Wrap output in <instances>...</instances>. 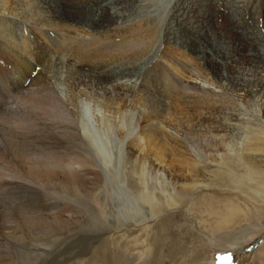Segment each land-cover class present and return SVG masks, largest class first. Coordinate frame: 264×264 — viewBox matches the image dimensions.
<instances>
[{"label":"rangeland","instance_id":"obj_1","mask_svg":"<svg viewBox=\"0 0 264 264\" xmlns=\"http://www.w3.org/2000/svg\"><path fill=\"white\" fill-rule=\"evenodd\" d=\"M1 1L0 5L3 4L4 6L5 4H8L10 6H7L9 10L6 8V5L5 8L1 6V9H3L2 11L0 9V88L4 90L3 92L1 91L2 94L5 92L3 100L7 107L6 111H0L1 126L4 121H6L8 113L13 119H20L21 116L27 114H30V117H34L35 112L37 113L38 111L37 108L42 106L46 109L44 110L46 111L45 114L49 115L48 112L49 109H51V106L50 104H47V100L49 99V96H53L54 99L51 103L52 105L56 99H59L60 101L57 100L58 102L65 104L73 111L76 119L78 118L77 122L80 128H89V135H86L88 138V145L96 151L102 149V153H104L103 160L105 161L107 169L109 168V170H113L114 167L116 168L117 166L119 169L120 155L121 168H124V163L125 174L128 173L131 177L140 182L141 178L139 175L145 167L144 165L140 166V163L134 159L135 154H137L135 149L129 147L130 145L128 142L127 144L124 143L122 154L121 152L118 154L116 149L112 148L111 150L110 147L116 144L117 146H115L120 150L118 144L121 143V140H119L118 135H127L132 128L131 125H133L138 115L137 108L133 101H131V95L129 94L135 86L134 76L139 71L140 66H142L149 58H154L155 61L153 62V65L151 64L152 66L150 69L156 71V68L163 66L166 71L163 75L158 71L157 73L159 74L154 72L149 74L146 72L140 81V83L143 84L142 89L147 92L148 97H152L153 100L156 99L160 102L162 101V93H164L162 92V88H164L166 76L169 77V82L180 83L178 84V93H180L179 95L181 99L176 98V94H178L176 93L172 96H165L168 97L166 102L161 103H164L166 107L171 108V106H175V102L173 103V101L176 98L182 109H179V106L176 103L179 111L176 116L177 118L172 121L169 120V122L164 119L162 120L165 125L174 128L177 127V130L179 129L178 126L181 127L182 134L187 137L182 135L180 131L178 132L185 137V139L187 138L186 141H188L187 143L190 144V148H192L191 150L194 153L200 152L201 156L204 155L207 158L219 157L223 159L225 157H230L231 160L240 162L239 158L243 153H241L239 146L242 140H245L249 135H256L255 137L258 140L257 143L261 144L259 142H263L264 144V0H196L201 5L200 11L196 13L193 11L194 8H191L183 13L185 17L192 20L191 24L188 26L193 27L186 29L185 22L177 24L175 20L176 17L172 21V16L175 12V6L178 3L181 2L179 4L181 8L182 4L187 3L189 0H169L166 8H161L159 6L160 0H36L37 2L35 0H9L8 3H3V0ZM23 9L26 14H28L27 16ZM145 10L150 11L148 19L152 24L157 26L158 32L156 31V33H158V35H156L152 41H142L139 46L138 43L141 39L138 38L137 42H132V39L130 38L129 40L127 38V40H125L124 34L129 27H131L130 25L132 23H136L135 20L137 17L144 14L141 11ZM183 10H185V8H183ZM138 12L139 15L137 16ZM197 14H199V17H197ZM54 17L56 19L64 20L66 24L64 29L70 30V37L68 36L69 38L66 37L64 39L61 50H57L56 47L53 49L49 47L46 44V38L42 35L43 30L50 31L49 27L51 26L47 23L48 21L46 19L52 18L54 20ZM89 19L91 21H89ZM121 22L123 23L120 24ZM233 23H237V25L234 26ZM111 24L112 26H110ZM119 27L121 28L119 29ZM192 28L200 35L205 36L204 40H198V44L194 48L189 45V40L193 35V33L190 32ZM246 30H254L253 33L257 36L258 44L253 43L251 47L247 45L245 39L247 34H243ZM122 34L123 37H118V35ZM57 40V35H55V39L53 35L52 41H54L53 43L58 47L60 45ZM22 41H26L27 47H25L28 49L26 52L20 49V43H22ZM209 43L211 46L214 45V47L224 46L228 51H234L232 52L234 53L233 59H228L225 55H223L222 58L214 48L206 49ZM237 46L242 47L244 50L249 49L257 51L252 52L254 54L249 53L244 59L239 56L237 57V52H235ZM97 47L106 51L103 55L104 59L92 55L95 51L99 50ZM206 50L211 52L209 58L213 60H209V58H207L208 60L206 59ZM165 51H169L170 56L167 57ZM175 51L187 55L186 58L189 59L188 62L193 64H191L192 74L191 72L185 71V69L178 66L175 61L172 60L173 58L177 59V53ZM109 53L112 54H110V58L108 56ZM89 57H95V59L93 58V60ZM235 59L237 61L233 62ZM211 66H213V68H211ZM206 68L208 70H206ZM76 69H78V71ZM174 69L178 73H175ZM221 71L222 73H225V75L227 74L226 78L219 80L212 75L213 72ZM207 73L209 74L206 75ZM228 84H231V86ZM76 86L78 89H76ZM170 86H173V84ZM170 86L166 87L168 88V92L171 90ZM224 87L226 89L232 87L234 91L232 88L226 91ZM47 89L50 92H47ZM207 90L210 91L208 92L209 94L221 90L224 94L225 92H228V94L225 95L232 96V99L230 100L234 102L229 106H220V104L205 106L193 102L194 100L191 99V97L194 94L202 92L207 93ZM49 93L51 95H49ZM26 96L30 98H27ZM112 97L114 98L112 99ZM171 97H173V101L169 99ZM186 97L189 100H187ZM19 100H21L23 104L25 102V107ZM101 101H108L110 104L113 103L112 106L115 107H128L123 110L120 118H118L116 114L115 107L109 109L110 113L114 114L112 115L113 117L110 116V113H107V116L100 111ZM30 102L34 105L33 107ZM44 102H46V104ZM61 104L58 103V106ZM60 110L61 109L58 111ZM182 111L184 112V115H187L186 117L180 116V112ZM92 113L98 116L96 120L91 119V117H93V115H91ZM58 115L60 117H58ZM61 117L62 114L58 112L56 121L58 127H60L59 123L62 121ZM37 118L38 117H36V120ZM184 118H188L187 123L184 121ZM177 119L179 122H176ZM81 123H84L86 126ZM99 123L100 125L98 126ZM38 124L40 126L44 123L39 121ZM103 125L109 128H106ZM112 128H115L113 129L114 132H111L113 131ZM119 130L120 133H118ZM201 132L205 133L207 136L213 135L215 137L210 147L202 148L199 144L198 140L202 138L200 137ZM41 135L39 133L36 134V137L33 140L35 143L34 145L30 143L31 140L29 141L28 138H23L22 136L19 138L23 139L24 143L26 142L24 147L29 152L30 150L34 151L36 148L37 152L39 151V148L47 153L49 152V149L57 151V149H55L56 141H58L56 137L55 142L54 140H52L53 142H50L45 140L47 139L46 133ZM48 136H50V138L54 137L53 134H48ZM55 136L60 137L59 139H61L63 143H71L67 137H62L59 134H55ZM39 137H42L41 140ZM113 137H115V142L111 144L110 141ZM0 140V143H3L2 146L0 145L1 155L3 154V149L9 146L7 143V136L2 131H0ZM259 146L264 147L262 144ZM62 154V152L58 153V156L60 155L63 157ZM244 154L250 155V157L252 156L254 158L252 159V161L254 160V164H256L261 170H264V154L263 156L257 155L256 153L250 154L249 152ZM1 158L3 159L2 155ZM1 158L0 167H2V170L0 168V195L2 196H0V233L4 232L11 236L15 233L16 235L22 234L23 229L21 226H17V224L21 221L24 216L23 213L26 211L40 214L43 217L42 219L46 220L48 223L58 220L62 221L63 225L66 223L65 220L70 219V215L78 217L81 214L83 216V223H86L90 217V219L95 222L97 228H91L89 225L81 227L78 223L69 224V228L67 227L66 229L55 231L47 237L39 236L30 239L24 246V249L21 250V255L13 257L5 256V252L11 248L10 241L4 239L0 234V264H47L43 263V259L47 258L46 253H50L52 250H62L61 247L68 244L71 237L75 235H80L79 237L86 239L88 243L87 246H89L91 245L90 239L101 236L100 229H108L107 232L102 234V240H105L104 242L106 243L104 245L106 247H99V244L94 245L92 246L94 249H87L86 256L84 257H76L67 262L64 261L63 263L55 264H103L105 263L103 262L105 257H102L101 255L105 253L108 254L109 252L110 254L115 253L114 248H117V253L124 254V256L130 258L131 262H125V264H200L202 261L203 264H264V211L262 210L261 212H257V214L255 213L259 222L256 224L247 223L249 226L247 225L245 227L244 232L240 233L237 231L229 234V236L226 235L225 232L215 233V239L209 240V242L207 240L212 235L211 222L214 220L213 217L209 216L211 205L209 197L231 198L236 201L234 198L235 194L232 192H224L219 189V187L211 185V187L203 188L193 194L187 193L181 198L182 196L179 197V195L172 191L170 183H173L172 180H174L173 173H170L169 170L167 171L166 168H163V171H159V174L163 175H160L159 177L155 176V172L151 173L150 170L148 171L146 169V173L142 172L144 177L142 178V181L144 180L147 182L146 187L151 189L155 194L170 195L163 196L168 199V202L166 203L163 199V202L165 203V205L163 203V206L166 207V211L163 212L160 217L161 220H165L163 222V225L165 224L163 232V229L161 231L160 228H157L159 230H156L154 225L158 224L160 219L155 215V211L150 210L148 205L144 203L142 198L139 197L140 195L136 194L138 191H136V193L132 191L134 200L132 199L129 202L132 203V207H134L133 203H138L140 208L139 213L145 217L140 218L139 216L137 219L138 222L132 221L131 219L125 222L122 219L120 212L125 210V206L128 205L126 200L129 197L126 194L121 195L116 188V185L111 184L108 180H106L105 183L100 182V180H97L96 182L95 180L98 177L94 176L93 173L98 172H94V169H89V174L86 175V179H84L85 181H82L84 186L81 185V187L83 190H92L91 188L95 189L93 192H87L88 200H86L91 205V209L93 208V212L98 213L101 223L100 225V223L94 220L93 216L86 211V209L90 210L88 206L85 207L86 209L84 208L83 210H80L78 209L79 205L77 207L74 205L75 201H79L74 196L81 195L76 194L75 190L72 192V188L69 187L68 191L72 192V194L67 190L64 191L59 189L60 182L63 180L62 176L65 177L63 170L57 169L55 171V174H57L56 176L46 177L44 182L48 183L47 185H41L37 182L38 185L35 186L36 191L34 196H41L38 197L39 200L37 198L34 200L32 197L33 195H30L26 189L23 191L25 187L23 183L21 184L19 181H16L15 184L17 185L12 188H8L6 183L4 185V174L8 172L10 173L11 170H14L17 173H22L27 169L28 164L22 163L21 160L23 158L17 156L14 157L15 160L11 155H8L7 158H4L3 160ZM200 159H202V162L205 164L196 163L193 168L196 170L197 167L200 174L204 177L206 176L205 179H209V183L218 184L220 181V175L224 170L219 168L217 164H207L209 162H205L206 160L203 157ZM62 160L66 161V158H62ZM117 160L118 165L114 166V163H116ZM125 160L126 162H132V168L124 162ZM245 171L246 169H244V167H240L237 169L236 173L244 175ZM205 179H199L198 181ZM250 179V175L246 177V183L247 185L249 184V186L250 184H254V181H251ZM181 181L182 180H180V182ZM126 182V177H122L121 181H119L120 184L125 183V187L134 185H129L130 183ZM98 184H100V186L96 187ZM18 186L23 189H17ZM86 186H88V188H86ZM226 190L228 189L226 188ZM53 195L55 198L51 197ZM56 196H59L62 200H59ZM237 196L238 202L245 200L247 202L245 208L251 209L250 200L247 201L244 197L246 196L245 193L238 194ZM65 198L69 201L65 200ZM152 199L153 202L158 204L159 198H157V196H152ZM159 203L162 204L161 201ZM67 204H69V206ZM62 206L66 207L63 208ZM158 207H160L159 204ZM67 223H70V221ZM144 223H146V225ZM117 224L119 225L118 227ZM147 225H149L148 229L145 227ZM153 226L154 228L151 229ZM53 235L58 236L56 237V240L52 241L50 236ZM200 237L206 240V244H208L209 247L206 246L204 241L203 245H199L198 241ZM114 239L116 246L113 243ZM2 251L4 255L2 254ZM115 255L113 256L114 258L112 257L113 259L110 258L113 260V263L116 258Z\"/></svg>","mask_w":264,"mask_h":264},{"label":"bare ground","instance_id":"obj_2","mask_svg":"<svg viewBox=\"0 0 264 264\" xmlns=\"http://www.w3.org/2000/svg\"><path fill=\"white\" fill-rule=\"evenodd\" d=\"M139 1H141V0H139ZM1 2L2 1L0 0V3ZM8 2H9V0H3V3H8ZM76 2H78V1H76ZM54 3H55V1H54ZM180 3H178L175 6V12H174V14L172 16V21L176 17L175 20H176V23L177 24H182V23L185 22V29L186 28H191L193 26H188V25L191 24V21L192 20L189 19V18H187V17H185V15H183V13L186 12L187 10H190L191 8H194L193 11H195L196 13H198L200 11V6L201 5L196 0H193V1L192 0H189L187 3H183L182 4V7L180 8V5H179ZM5 5L3 6V4H1L0 5V9L2 8L1 6H3L5 8ZM58 5H60V4H58ZM7 6H9V5L7 4L6 5V8H8ZM45 7H47V6H45ZM68 8H69V6H68ZM183 8H185V10H183ZM2 10L3 9H1V11ZM5 10H7V9H5ZM8 10H9V8H8ZM62 10H63V8H62ZM140 10H139V12H140ZM1 11H0V13H1ZM4 11H3V13H4ZM23 11L25 12L24 9H23ZM139 12L137 13V16L139 15ZM141 12L144 13V14L139 15L137 17V19L135 20L136 23H132L130 25L131 27H129L128 30L126 29L127 31L124 34L125 40H127V39L129 40V38H130V39H132V42L133 41H136L137 42V39L138 38L141 39V41L138 43L139 46L141 45L142 41H145V40L146 41H152L153 38L156 37V35H158V33H156V31L158 32L157 26L155 24H152L151 21H149V19H148V15H150V11L145 10V11H141ZM5 13H6V11H5ZM10 13H12V12H10ZM10 13H8V14H10ZM13 14H16V13H13ZM19 14H21V13H19ZM25 14H26V12H25ZM27 15L28 14H26V16ZM22 17H23V15H22ZM197 17H199V14H197ZM28 18H30V17H28ZM46 20L48 21L47 23L51 26V27H49L50 31L43 30V33H42V35L44 36V38H46V44L49 47H51L52 49L56 47L57 50H61V46L64 43V39L69 36V31L70 30L64 29V27H66V24H65V21L62 20V19H56L54 17V20L52 18H48ZM89 21H91V20L89 19ZM116 21H118V20H116ZM114 23H115V21H114ZM122 23L123 22H121L120 24H122ZM192 23H194V22H192ZM233 24H234V26L237 25V23H233ZM110 26H112V24ZM120 28L121 27H119V29ZM202 28H204V27H202ZM253 31L246 30V31L243 32L244 35L247 34L246 38L245 37L244 38L246 39L247 45L249 47H251V45L253 43L258 44V42H257L258 41L257 36H256V34L253 33ZM119 32H120V30H119ZM190 32L193 33V35L191 36V38L189 40V45L192 48L196 47V45L198 44V40H204L205 39V36L204 35H200L198 32H196L195 30H193V28L191 29ZM190 32H189V34H190ZM102 34H105V33H102ZM53 35H54V39H55V35H57V37H58V40L57 41H59V45L60 46L57 47L53 43L54 42V41H52ZM72 36H73V34H72ZM86 36H88V35H86ZM79 37H81V36H79ZM115 37H116V35H115ZM118 37H123V34L122 35H118ZM107 38H109V37H107ZM14 39H15V37H14ZM121 41H123V40H121ZM210 42H212V41H210ZM145 43H147V42H145ZM110 44H112V43H110ZM20 45H21V47H20L21 50H23L25 52L28 51V49H26V47H27L26 46V41H22V43H20ZM102 45H104V44H102ZM118 45H116V46H118ZM211 48H214L217 51V53H219L218 55L221 56L222 58H223V55H225L228 59L229 58L230 59H233V54L234 53H232V52H234V51L230 52L226 48H224V46H222V47L215 46L214 47V45L211 46L210 43H209V45L206 47V49H211ZM48 50H50V49H48ZM115 51H117V50H115ZM256 51L257 50H249V49L244 50L242 47L237 46L235 52H237L236 53L237 57L239 56L240 58L242 57V58L245 59L246 58L245 57L246 55H248L249 53L251 54L252 52H256ZM76 52H78V51H76ZM105 53H106V51L101 48V49L95 51L92 55L93 56L100 57V59L101 58L104 59L103 55ZM114 53H116V52H114ZM205 53H206V55L205 54L204 55L206 56V59L209 58V54H211V52L206 50ZM107 54H108V52H107ZM110 54L111 53H109V55H108L109 58H110ZM165 54L167 55V57L170 56L169 55L170 54L169 51H165ZM252 54H254V53H252ZM176 55H177V59L176 58H173L172 60H174L175 63L178 66H181V68L185 69V71L191 72V74H192V71H191L192 70L191 69L192 68L191 67V64L192 63L190 64V62H188L189 59L186 58L187 55H185L184 53H181V52H178ZM255 55H257V54H255ZM85 57H86V55H85ZM89 58H91V59L94 58L95 59V57H93V58L92 57H89ZM84 59H86V58H84ZM209 60H213V59H210L209 58ZM32 61H34V60H32ZM154 61H155L154 58L153 59H150L149 58L142 66H140L139 71L134 76L135 77V86L136 87L134 86L133 90L129 94L131 95L130 96L131 97V101H133L134 105L137 108L138 115H137V117H136L133 125H131L132 128L129 130V134H127V135H123V134L120 135L119 134L118 135L119 140H121V143L118 144V148L120 150L117 149V147H116L117 145L116 144H114L113 146L110 147L111 150H112V148L113 149H116L118 154L120 152L122 154V149H123L124 143L127 144V142H128L129 145H130L129 147H132V149H135V151H136L137 154H135V156H134L135 158L134 157L133 158L137 162L140 163V166L141 165H144V167H145V169H142L141 174L139 175V177L141 178L140 179V182H138L136 179H134L133 177H131L128 173L125 174V165H124V163H123L124 168L123 169L121 168L120 155H119V169H118V166H117L118 165V160H117L116 163H114V166L115 165L117 166L116 168L114 167L113 170H109V168L107 169L106 168V165H105V161L103 160V158H104L103 154L104 153H102V149H100V150L98 149V151H96V150H94L92 147H90L88 145V138L86 137V135H89L88 134L89 128H84V127L83 128H80V126H79V124L77 122L78 121L77 120L78 118L76 119L73 111L68 106H66L65 104H61V102H58V101H60L59 99H56L55 102L52 105L51 103H52L54 97L53 96H49V97L47 96L49 98L47 100V104H50V106H51V107L49 106L51 108V109H49V112L47 111L50 116L47 115V114H45L46 111H44V110H46V109H44V107H42V106L40 108H37L38 111L35 109L37 111V113L34 111L35 112V114H34L35 116L34 117H30V114H27V115L21 116L20 119H13L9 115V113H8L9 111H8L7 112L8 113V116H7L6 121H4V123L2 124V126L0 125L1 126L0 131H2L7 136V143L9 144L8 147H5L3 149V154H1L2 157H3V159L4 158H7L8 155H11L12 158L15 160L14 157L17 156V157L23 158L21 160L22 163H27L28 164V167L26 166L27 169L24 172H22V173H17L14 170H11V171L9 170L10 173L8 172V173L4 174V178H5L4 185L6 183V186L8 188H12V187H15L17 185V184H15V182L16 181H19L21 184L23 183L25 185V187L23 189L22 187L18 186L17 189L21 188V189H23V191L26 189L30 195H33L32 197H33L34 200H35V198H37L39 200L38 197L41 196V195L34 196L35 195V191H36V187L35 186H37L38 183L41 184V185H47L48 183L44 182L46 177L56 176L57 174H55V171L57 169L63 170L64 173H65V177L62 176L63 177V180L61 179L62 182H60L59 189L60 190H64V191L65 190L68 191L69 188H72V192H74V190H75L76 191V194L81 195V196H74V197H76V199L79 200V201H75V204L74 205L76 207L79 205V208L78 209H80V210L81 209L83 210L86 206H88V208H90V210H87L85 208L86 211L93 216L94 220H96L98 223H100V218H99L98 213H94L93 212V208L91 209V205L87 201L88 200L87 194L89 192H93L95 189L91 188L92 190H83L82 187H81V185L84 186L82 184V181H85L84 179H86V175L89 174V171L88 170L89 169H91V170L94 169V172H98V173H93V175L99 178V179L97 178L95 180L96 182H97V180H100V182H104L105 183L106 180H108V182H110L111 184H115L116 185V188L119 190V193L121 195L122 194H126L129 197L126 200L127 203H128V205L125 206V210L124 211L120 212V215H121L122 219L125 222L129 221V219H131L132 221H137V219H138L139 216H140V218L145 217L141 213H139L140 212V208H139V204L138 203H136V202L133 203L134 204V207H132V203L129 202L132 199L134 200V196H132V191H134L135 193H136V191H138L136 194L140 195L139 197H141L142 200L144 201V203H146L148 205V207L150 208V210L155 211V213H156L155 215H157L158 216V219H160L162 213L166 211V207L163 206V203H164L163 202V199L165 200V203L168 202V199L166 197H163V196H170V195L155 194V193H153L151 191V189H149L148 187H146L147 182L144 181V180L142 181V178H144L142 172H145V170L147 169L148 171L150 170L151 173L152 172H155V176H159L160 177V175H163V174H159V173L161 171H163L162 170L163 168H166L167 171L169 170L170 173H173L174 174V180H172L173 183L172 182L170 183L171 186H172V191H174L175 194L179 195V197L182 196L181 198H183V196H185L187 193L193 194V193L197 192L198 190H202L203 188L211 187V185H213L215 187H219V189H221L224 192L229 191V192H232V193L235 194L234 198L236 199V201L232 200L231 198H213V197H209L210 198V203H211L210 210H209V212H210V215L209 216L210 217H213L214 220H212V222H211V224H212V229H211L212 235L210 236L209 239H207L208 242H209V240L215 239V233L225 232L226 235H228V236H229V234L234 233V232H237V231H239L240 233H242V232H244L245 227L248 225L247 223H251V224L258 223L259 220L256 218V214H257V212H261V210L264 211V170H261L256 164H254V162H253L254 160L252 161V159H254V158L252 156L250 157V155H246L244 153H248V152L250 154L256 153L257 155L263 156V154H264V147H262V146L260 147L259 146L261 144L264 145L263 142H259L261 144H258L257 143L258 140L255 137L256 136L255 134H254L255 136L249 135L245 140H242L241 139L242 142H240L241 144H240L239 148H240L241 153H243V155L240 156V158H239L240 162L239 161L231 160L230 157L229 158L228 157H225L223 159H221L219 157L218 158H213V157L212 158H207L204 155L201 156V153L200 152L194 153L191 150L192 148H190V144L187 143L188 141H186L187 138L185 139V137H187V136L184 135V134H182L181 127L178 126L179 129L177 130V127L174 128V127H171L169 125H165L163 123V120H162V119H164L167 122H169V120L172 121V120H175L177 118L176 116L178 115L179 111H178V107L176 105V103L178 104V100L176 98H178V99L180 98V95H179L180 93H178L179 92V90H178V84H180V83L179 82L171 83V82L168 81L169 77L166 76V81H164V88H162L163 89L162 92H164V93H162V101H160V102L157 101L156 99L153 100L152 97L151 98L148 97L147 92L143 91V89H142L143 84L140 83V81H141V78L143 77V75L146 72L150 74V73H153V72L154 73H157V71H158L160 74L163 75V73L166 71L165 70V67L163 68V66H160V67L156 68V71H152L150 69V67L153 65V62ZM192 61H193V59H192ZM235 61H237V60L235 59L233 62H235ZM251 61H254V60H251ZM82 63H84V62H82ZM159 65H160V63H159ZM231 66H232V64H231ZM242 66H244V65H242ZM237 67H238V65H237ZM211 68H213V66H211ZM238 69H239V67H238ZM76 70L78 71V69H76ZM204 70H205V68H204ZM206 70H208V69L206 68ZM239 71H240V69H239ZM174 72L175 73H178V72L175 71V69H174ZM159 73H157V74H159ZM208 74L209 73H207L206 75H208ZM212 75L215 78H218L220 80L222 78L223 79L226 78V75L227 74L225 75V73H222V71H221V72H213ZM44 78H46V77H44ZM209 79H211V78H209ZM212 79H214V78H212ZM240 79H242V78H240ZM74 80H76V79H74ZM211 82H213V81H211ZM87 83H89V82H87ZM182 83H184V82H182ZM171 84H173V86H170ZM79 85H81V84H79ZM85 85H88V84H85ZM228 85L231 86V84H228ZM167 86H170V88H171V90L169 92H168V88H166ZM83 87H85V86H83ZM226 87H228V86H226ZM45 88H47V87H45ZM76 89H78L77 86H76ZM217 89H219V88H217ZM230 89L229 88L228 89L225 88L226 91L227 90H230ZM232 90H233V88H232ZM1 91L3 92L4 90L2 88H0V111H3L4 112V111L7 110L6 104H5L4 100H3V98L5 97V95H4L5 92L2 94ZM5 91H7V90H5ZM30 92H31V90H30ZM42 92H46V91H42ZM47 92H50V91H48V89H47ZM72 92H73V89H72ZM208 92H210V91L207 90V93L206 92H202V93H199V94H194L195 96L193 95L191 97V99L194 100L193 101L194 103H200L201 105H205V106L206 105H213L214 106L215 104H220V106H229L230 104H232L234 102V101H231L230 100V99H232V96L231 97L230 96H226L228 94V92L227 93L225 92L226 95L223 93L222 90L221 91H218V92L211 93V94H209ZM263 92H264V90H263ZM74 93H76V92H74ZM176 93H178V94H176ZM174 94H176V98L174 99V101H173V97H171L169 99L172 100L173 103L175 102V106H171V108H168V107L165 106L164 103L163 104L161 103V102H166V99L168 97H165V96H172ZM13 95H15V94H13ZM35 95H33V96H35ZM41 95H42V93H41ZM49 95H51V94L49 93ZM11 96H12V94H11ZM37 97H39V96H37ZM233 97H234V95H233ZM27 98H30V97H27ZM27 98H24V99H27ZM113 98L114 97H112V99ZM228 98H229V100H228ZM186 99L189 100L187 97H186ZM19 101L21 102V100H19ZM57 102L59 104H61V105L58 106V103ZM30 103L32 104V102H30ZM44 103L46 104V102H44ZM122 103H121V105H122ZM24 104H25V102H24ZM24 104L22 103V105L25 107ZM112 104H110L108 101H103V102L101 101V103H100L101 110L100 111L104 115H107L108 116L107 113H110L109 109H112V107L113 108L115 107V106H112ZM33 106L34 105L32 104V107ZM35 106H36V104H35ZM178 106H179V109H182V108H180V105L179 104H178ZM37 107H38V105H37ZM126 107H128V106H124L123 108L122 107H119V106H116L115 107V111H116V114H117L118 118L121 117V113L123 112V110H125ZM59 109H61V110L58 111ZM94 110H96V109H94ZM58 112H60L62 114V117H61L62 118V121L59 123L60 127H58L56 125L57 113ZM21 113H23V112H21ZM30 113H32V112H30ZM172 113H174V114H172ZM91 115H93V117H91V119H95L96 120L97 117H98L96 114H93V113ZM112 115H114V114L110 113V116H112ZM180 116L186 117L187 115H184V112L182 111V112H180ZM36 117H38L37 120H36ZM44 117H48V118H44ZM58 117H60V116L58 115ZM108 118H110V117H108ZM2 119H4V118H2ZM187 119L184 118V121L186 123L188 122ZM104 120H106V119H104ZM39 121L43 122L44 124L39 126V124H38ZM176 122H179L178 119L176 120ZM81 124H84V123H81ZM130 124H132V123H130ZM99 125H100V123L98 124V126ZM84 126H86V125L84 124ZM103 126L106 127L105 125H103ZM106 128H109V127H106ZM113 129H115V128H112V130ZM108 131H110V130H108ZM178 131H180L181 134L184 135L185 137H183ZM111 132H114V130L111 131ZM38 133L40 135L46 133L47 134L46 135L47 139H45V140L50 141V142H53L52 140H54V142H55V137H56V139L58 141H56V148L55 149H57V151H54V150H50L49 149V152L47 153L44 150H41L39 148V151L37 152V148H36L34 151H31L30 150V152H31L30 153L28 150H26L25 147H24V144L26 142L24 143L23 139H21L19 137L22 136L23 138H28L29 141L31 140L30 143L32 145H34L35 143L33 142V140L35 139L36 134H38ZM51 133L54 136L52 138H50V136H48V134L49 135H52ZM118 133H120V130H119ZM55 134H59L62 137H67L70 140L71 143L70 144L63 143L61 141V139H59L60 137L55 136ZM200 135H201L200 137H202V138L199 139L198 142L201 145V147L202 148L210 147L212 145L213 140L215 139V137L213 135L207 136L205 133H202V132L200 133ZM42 137H39V139L41 140ZM93 137H95V136H93ZM114 139H115V137H113L112 140L110 141L111 144L115 142ZM95 140H97V139H95ZM262 140H263V138H262ZM262 140H260V141H262ZM0 142H1V140H0ZM50 144H54V143H50ZM0 145L2 146L3 143L2 144L0 143ZM51 146H54V145H51ZM204 151H205V149H204ZM57 152L58 153H61L62 152L63 153L62 154L63 157L60 156V155L58 156V153ZM256 154H254V155H256ZM1 155H0V158H1ZM215 156H216V154H215ZM202 157L206 160L205 162H207V161L209 162L207 164H209V165L210 164L211 165L217 164L219 166V168H221L222 170H224V172L220 175V181H219L218 184L209 183V179H205L206 176L204 177L202 174H200V172H199V170L197 169L196 166H195L196 167V170L193 168V166L196 163H199V164H202L203 163V164H205L204 162H202V159H200ZM62 158H66V161L65 160H62ZM2 162H4V161H2ZM124 162L127 163L128 165H130V167L132 166L131 165L132 162H130V161H127L126 162V160ZM18 164H20V163H18ZM99 165H100V167H99ZM201 167H203V166H201ZM240 167H244V169H246L244 175H239V174L236 173L237 169L240 168ZM0 168L2 170V167H0ZM40 169H42V170H40ZM126 170H128V169H126ZM162 173H164V172H162ZM201 175H202V177H201ZM249 175L251 176V179L250 180L251 181H254V184H252V185L250 184V186H249V184L247 185V183H246V177L249 176ZM0 176H1V174H0ZM122 177H126V179H127V182L126 183H130L129 185H131V184H134V185L133 186H129V187H125V183L124 184L123 183L120 184L119 181H121ZM187 177H189V178H187ZM199 179H205V180L198 181ZM180 180H182V181L180 182ZM95 181H93V182H95ZM50 182H51V180H50ZM141 182H143V183H141ZM56 185H57V183H56ZM99 186H100V184L96 185V187H99ZM49 188H51V187H49ZM86 188H88V186H86ZM226 188L228 190H226ZM39 190H41V189H39ZM52 190H54V189H52ZM72 192H69V193L72 194ZM241 193L242 194L245 193L246 196H244V197L247 199V201L250 200L251 209L250 208H245L246 205H247V202L245 200H242V202H238V196L237 195L238 194L240 195ZM63 194H66V193H63ZM0 196H2V195H0ZM152 196H157V198H159V202L160 201L162 202V204L158 202V204L160 205V207H158V204L157 203L153 202ZM51 197L52 198H55L54 195L51 196ZM56 198H58L59 200H62L59 196H56ZM67 198H65V200H67ZM67 201H69V200H67ZM165 203H164V205H165ZM67 205L69 206V204H67ZM135 205H136V207H135ZM64 207H66V206H64ZM161 207H163V208H161ZM23 215L24 216L22 217L21 221L17 224V226H21L22 227V229H23L22 234L16 235V233H15L14 235L11 236V235L6 234L4 232L3 233H0L4 239L10 241L11 248L10 249L7 248L8 250L5 252V256L6 257L7 256H12V257L13 256H20L21 255V250L24 249V246L28 243V241L30 239H34V238H37L39 236L40 237H47V236L53 234L55 231H59V230L66 229L69 226V224L71 225V224H74V223H78L79 225H81V227H85L86 225L87 226L89 225V226H91V228H97L95 222H93L90 219V217L88 218V220H87L86 223H83L82 222L83 216L81 214L78 217H73V216L70 215V219L65 220L66 223L69 222V221H70V223H67V224L65 223V225H63V222L62 221H58V220H56V221H54L52 223H48L46 220L42 219L43 217L40 214H37V213H34V212H31L30 213V212H27L26 211V212L23 213ZM53 215H56V214H53ZM257 216H259V215H257ZM10 220H12V219H10ZM169 220H171V219H169ZM48 221H49V219H48ZM164 221L165 220H161L160 219L159 220V223L154 225L155 228H156V230H159L157 228H160L161 231L163 229V232H164V228H165V224L163 225V222ZM166 223H167V219H166ZM144 224L146 225V223H144ZM244 224H245V226H244ZM100 225H101V223H100ZM178 225H180V224H178ZM118 226L119 225L117 224V227ZM154 226L151 227V229H153ZM145 227L148 229L149 225H147ZM107 231H108V229H105V230L104 229H102V230L100 229V235L101 236L98 237V238L90 239L91 245H89V246H87L88 243H87L86 239H84L83 237H79L80 235L79 236H77V235L72 236L70 242L68 244H66V245H64V246L61 247L62 250H59V251H57V250L53 251L52 250L50 253H46V257L47 258L46 259H43V263L55 264V263H63L64 261L67 262V261H69L71 259H74L76 257L77 258L78 257L80 258V257L86 256L87 249L92 248V246H94V245H98L99 244V247H101V246L106 247L104 245L106 243V242H104L105 240H102V234L105 233V232H107ZM57 236H54V235L53 236H50V239H52V241L53 240H56V237ZM203 241H204L205 244L207 243L204 238H201L200 237V239L198 241L199 245L200 244L203 245ZM113 243L115 244V239H114ZM106 245H108V244H106ZM115 246H116V244H115ZM206 246H208V244H206ZM52 248H54V247H52ZM92 249H94V248H92ZM114 251H115L116 255H115V253L110 254L109 251H107V252H109L108 254L105 253V254H102L101 255L102 257H105V259L103 260V262H105V263H103V264H125V262H131L130 261V258L124 256V254L117 253V248H114ZM2 254H3V251H2ZM114 255L116 256V258L114 259V263H113V260H111L110 258H112ZM93 259H94V257H93ZM121 261H124V262H121ZM200 264H203V261Z\"/></svg>","mask_w":264,"mask_h":264},{"label":"snow or ice","instance_id":"obj_3","mask_svg":"<svg viewBox=\"0 0 264 264\" xmlns=\"http://www.w3.org/2000/svg\"><path fill=\"white\" fill-rule=\"evenodd\" d=\"M168 0H160V7L161 8H166L167 7Z\"/></svg>","mask_w":264,"mask_h":264}]
</instances>
